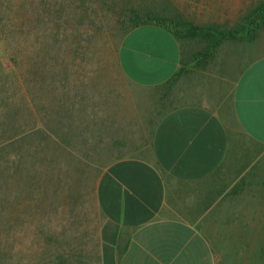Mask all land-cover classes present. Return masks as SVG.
Listing matches in <instances>:
<instances>
[{"label": "rangeland", "instance_id": "1", "mask_svg": "<svg viewBox=\"0 0 264 264\" xmlns=\"http://www.w3.org/2000/svg\"><path fill=\"white\" fill-rule=\"evenodd\" d=\"M260 1L0 0V264H100L97 177L148 141L178 101L175 83L144 88L123 74L121 13L143 4L226 28ZM183 41L193 59L184 74L223 73L224 63L231 72L264 54V29L253 41H224L203 68L194 53L204 44ZM240 186L209 234L219 264H264V177Z\"/></svg>", "mask_w": 264, "mask_h": 264}, {"label": "crops", "instance_id": "2", "mask_svg": "<svg viewBox=\"0 0 264 264\" xmlns=\"http://www.w3.org/2000/svg\"><path fill=\"white\" fill-rule=\"evenodd\" d=\"M186 53L183 39L154 24L133 28L118 46L131 82L175 83L178 101L148 141L97 177L100 264H219L208 228L216 210L236 185L248 191L263 180L264 54L196 75L183 73L193 62Z\"/></svg>", "mask_w": 264, "mask_h": 264}, {"label": "trees", "instance_id": "3", "mask_svg": "<svg viewBox=\"0 0 264 264\" xmlns=\"http://www.w3.org/2000/svg\"><path fill=\"white\" fill-rule=\"evenodd\" d=\"M121 14L118 19L129 25L124 30V35L138 26L154 24L166 28L180 39L200 40L204 45L202 49L194 53V59L196 65L202 68L207 66L209 61L214 58L224 41H253L260 30L264 29V0L251 8L235 26L226 28L218 23L196 24L190 19L164 16L143 4L130 6ZM47 132H50L48 128L42 133L47 134ZM34 133L35 129L33 127H29L27 130L24 129L23 139L31 137ZM31 149V146L26 147V151H31ZM96 238L99 243L98 237ZM64 257L61 253L56 262H61Z\"/></svg>", "mask_w": 264, "mask_h": 264}]
</instances>
